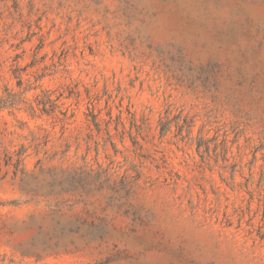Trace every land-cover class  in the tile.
<instances>
[{"label":"rangeland","instance_id":"1","mask_svg":"<svg viewBox=\"0 0 264 264\" xmlns=\"http://www.w3.org/2000/svg\"><path fill=\"white\" fill-rule=\"evenodd\" d=\"M0 264H264V0H0Z\"/></svg>","mask_w":264,"mask_h":264}]
</instances>
